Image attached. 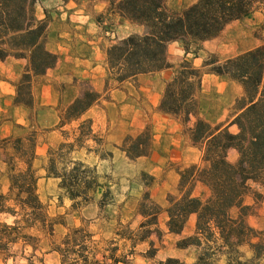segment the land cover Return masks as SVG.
<instances>
[{"label":"trees","instance_id":"16d2710c","mask_svg":"<svg viewBox=\"0 0 264 264\" xmlns=\"http://www.w3.org/2000/svg\"><path fill=\"white\" fill-rule=\"evenodd\" d=\"M37 2L0 0V60L13 56L26 61L15 84L13 99L15 105L26 108L33 107L35 102L31 91L33 79L54 68L58 59L45 48L47 22L36 17ZM166 2L109 1L111 10L121 19L141 26L142 32L130 34L107 49V88H119L139 75L165 69L171 43L195 44L196 51H199L203 42L217 37L231 22L264 9V0H195L180 12H173L167 8ZM204 74L228 79L242 89L234 102L235 114L228 126L212 125L200 116ZM99 98L98 92L86 88L59 110V128L75 122L77 125L71 133L63 131V141L49 151L47 177L59 179V188L71 201L79 199L75 205L80 207L90 204L101 188L94 168L73 157L84 150L86 154L94 153L102 158L98 150L86 145L87 141L101 145L103 139L93 132L92 120L84 119V114ZM158 109L180 122L183 132H187L191 143L201 153L200 163L178 170L177 194H166L164 208L146 191L137 207L142 218L137 230L132 231L118 223L121 230L116 236L127 242L133 251L138 243L147 241L153 234L161 238L158 216L162 211L167 216V232L176 235L194 215V233L181 242L182 246L200 249L192 264H215L218 254L225 256V264H261L264 234L248 224L247 218L253 211L243 199L250 191L249 183L256 184L263 191V194L255 195L257 199L264 197V46L227 59L208 53L201 68L183 60L165 83ZM229 126H234L236 132L232 133ZM151 141L152 133L146 127L135 136L127 135L118 149L129 160H135L150 154ZM10 147L12 152L7 158L9 189L6 195L0 194V216L10 220L9 223L0 222L2 264H7V260L15 258L18 253L26 258L22 254L27 247L31 248L29 260L39 249L37 233L51 235L54 226L37 195V177L32 164L36 152L35 135L31 132L25 139L15 138ZM231 149L237 153L234 163L227 157ZM16 162H20L23 168L17 169ZM195 183L208 190L206 199L193 194ZM106 195L107 190L102 193L101 200ZM233 210L236 214L232 213ZM83 234L84 229H73L54 249L61 257V264H68L70 257L79 253L82 255L73 258V264H99L95 259L89 260L85 243L90 241L91 235L86 234L88 240H85ZM15 247L18 250H14ZM116 251L117 247H108V254L103 258L109 264H130L127 255L118 256ZM246 252L251 256L246 257ZM153 264L187 263L166 258Z\"/></svg>","mask_w":264,"mask_h":264},{"label":"rangeland","instance_id":"374dc122","mask_svg":"<svg viewBox=\"0 0 264 264\" xmlns=\"http://www.w3.org/2000/svg\"><path fill=\"white\" fill-rule=\"evenodd\" d=\"M109 1L38 0L35 6L36 17L47 22V31L51 21L55 19L58 32L72 31L81 34L80 37L79 35L76 36V39L81 41L78 46L82 45L81 38H85V35L94 37V44H89L90 46H98V49L94 51L91 49L90 52L89 49L90 54L93 53L94 56V60H91L94 63L92 68L97 66L91 73V78L78 77V79H72L68 77L65 79L66 82H58L51 72H49V75L52 76H46V71L43 76L33 79L32 93L36 87L43 84L47 79L51 80V84L59 95V103L55 106L56 110L54 108L49 110L46 107H39L33 94L35 102L33 107L27 108L29 111L28 121L24 124L16 123L10 104H13L15 84L25 69L26 61L13 56L0 60V194L6 195L9 189L7 158L9 153L12 152L10 142L15 138L25 139L32 132L36 138L35 159L32 164L37 177V195L45 206L48 218L54 224L51 235L47 232L37 233L39 249L33 257L27 259L31 252V248L27 247L22 254L26 258H22L18 253L15 258L8 259L7 264H61V257L54 249L61 245L64 237L75 228L84 229L83 238L85 240H88L86 234L91 235L90 241L85 243L88 246L86 252L89 260L95 259L99 264H109L103 258L104 255L108 254V247H117L116 255H127L130 264H153L155 261L166 258H177L187 264H192L200 252V249L196 246L185 247L181 245L182 240L194 233V216L187 219L180 234L166 235L159 228L161 231L160 239L153 234L147 241L138 243L133 251H130L127 242L125 243L124 240L116 236L119 229L121 230L118 223L128 226L132 231L137 230L139 223L142 221L137 212V207L146 191L150 193L155 203L164 208L166 206V194L176 195L178 186L153 185L152 177L141 170L139 162L132 163L133 161H130L120 152L118 148L122 143L114 145L103 141L101 145L96 146L92 141H87V146L98 150L103 159L101 161L93 158L92 155L85 156L84 150L73 156L89 167L94 168V175L97 176V182L101 185V188L94 195L93 201L86 206L75 205L79 199L71 201L64 191L59 188L60 180L47 177L49 151L57 148L58 141H63V131L71 133L77 125L76 122L65 125L63 128H59L58 124L51 125V122L57 121V118L54 119V114L56 117V111L59 113V110L79 96V92L81 93L86 88L96 89L100 78L103 81V89L100 92L98 106L95 107V110L98 112L97 117L100 119V124L106 125V129L103 128V131H107L115 121L117 123V119L120 117V113L116 117L108 110L105 116L103 109H99V106L103 107L105 102L111 100L110 89L112 88L106 86V52L111 45L124 40V38L118 39L117 33L120 36L127 33L134 34L130 28L134 26H128L124 23L126 20L121 19L109 8ZM194 1L167 0L166 6L170 11L180 12ZM75 26L78 27L75 28ZM79 26H82V28H79ZM85 30L88 32H85ZM260 46H264V9L257 10L239 21L231 22L217 37L210 39L206 46H201L199 51H196L195 44L172 43L167 51V67L162 72L166 77L171 75L183 60L190 61L196 68H201L208 53H214L220 59H225L228 56ZM151 77H154V74L145 77L142 83L134 79L121 87L122 91L128 93L126 99L128 103L141 106L148 113H151V104L146 96L141 95L139 89H143L144 86L153 88L155 81L149 80ZM158 78L163 79L161 72L157 74L156 79ZM110 85L114 87L113 82H110ZM241 93L242 89L237 83L215 75L204 74L202 77L203 99L201 101L200 116L212 125L228 126L235 114L234 102ZM113 111L115 114L117 110ZM38 114L40 115L39 118H37ZM86 118L87 116H84V119ZM192 123L193 120L189 126ZM146 127L152 133L151 126L147 125ZM121 128L125 129V126H121ZM229 130L232 133L236 132L234 126H229ZM53 131L54 133H52ZM103 133L97 134L103 136ZM134 133L132 136H135ZM184 134L187 138V132ZM7 140H10V142H7ZM108 153H111V156ZM227 157L230 162H236V151L229 150ZM170 166L178 173L179 169H184L189 165L170 164ZM59 167L61 168V165ZM68 167L70 168V165ZM16 168L22 169L23 165L16 162ZM194 185L193 194L203 200L206 199L209 195L208 190L202 185H197V183ZM249 185L251 188L244 197L243 203L251 206L253 212L247 218V222L251 227L264 234V197L257 199L255 196L257 193L263 194V191L254 183H249ZM106 190L108 195L101 200L102 193ZM232 213L236 214V210H233ZM4 217V215L0 216V222L9 223L10 220H6ZM165 221H167L166 217ZM14 250H18V247H15ZM241 251H245V249ZM78 255H82V253L71 256L68 264H73L72 259ZM245 255L246 257L251 256L249 252H246ZM0 264H2L1 259ZM215 264H225V256L218 254L215 257ZM261 264H264V256L261 259Z\"/></svg>","mask_w":264,"mask_h":264},{"label":"crops","instance_id":"0c3cea01","mask_svg":"<svg viewBox=\"0 0 264 264\" xmlns=\"http://www.w3.org/2000/svg\"><path fill=\"white\" fill-rule=\"evenodd\" d=\"M54 20L55 19H53L48 26L49 28L45 40V47L48 51L57 55L58 59L55 67L47 70L46 76L53 75L55 80L58 82H64L68 77L72 79H78V77L85 79L91 78V73L97 67L94 66L92 68V65L94 63L91 60H94V56L93 53L90 54V52L91 49H93V51L95 49H98V46L96 47L93 45H89L92 43L94 44V37L85 35L84 38L81 36L82 45L78 46V43H80L81 41H78L76 39V36L79 35L80 37L81 34H77V32L75 33L72 31L62 33L58 32L56 29V22ZM124 23L128 24V26H134L130 27L132 32H141V26L129 23L128 21H124ZM77 27L78 26H75V28ZM79 28H82V26H79ZM85 32L88 31L85 30ZM129 35L130 33L120 36V34L117 33V38L125 39ZM208 42L209 40L203 42L201 46H206ZM238 54L240 53H237L233 56H236ZM233 56H228L225 59L231 58ZM162 71H160L161 75L163 76L162 80H160L159 78L156 79L159 72L143 74L135 78L137 82L142 83L145 80V77L154 74V77H151L149 79L152 82L155 81V83L153 84V88H150L151 86H144L143 89H139L141 95L146 96L148 102L151 104V113L146 112L141 106H135V104L128 103L126 101L128 93L121 90V87L125 83H127L125 82L119 88L114 87L110 89L111 100L109 102H105L103 107L99 106V109H103V113L105 116L107 114V110L110 111V113H113V116L116 115V117L117 114L120 113V117L119 119H117V123L116 121H113L114 124H111L107 131H103V128L106 129V125L100 124V119L97 117L98 112L95 110V107L98 106V102L95 103L84 114V116H87V118L92 120V129L94 133L97 134L104 132L103 136H101L103 138V141L114 145H119L120 143H122L124 138L127 135L132 136L133 132H135L134 135L139 134L147 125H150L152 129L151 154L130 161H133L132 163L139 162L141 170L152 177L154 181L153 185H178L179 175L177 171L170 166V164L181 166L199 164L201 155L199 149L193 146V144L191 143L190 138L188 136L187 138L185 137L186 135L183 133V127L180 122L172 116L162 113L158 109L165 83L171 78L173 74L172 73L171 75L166 77V75L164 76V72ZM49 72H51L52 75H49ZM102 87L103 81L99 78L97 87L93 90L100 94L103 89ZM33 94L39 107H46L47 109L52 110L53 108L55 109V106L59 103V95L57 94V91H55L53 85L51 84V80L49 79H47L40 86L36 87L33 91ZM10 107L13 110L16 123L24 124L28 121L29 111L26 107L22 105H15L14 103H11ZM115 109L117 111H115L114 114L113 110ZM39 117L40 115L38 114L37 118ZM55 118H57V121H53V123L51 122V125L58 124L59 119L57 111L56 117L54 114V119ZM121 126H125V129H122ZM132 128H134V130H132ZM52 133H54V131ZM60 142L61 140L58 141V144ZM121 153L125 156L123 152ZM84 155H92L94 156L93 158L100 159V161L103 160L94 153ZM197 185L202 184L197 183ZM192 216L194 215H191L190 217ZM165 217L167 220V216L164 211H162L158 216V226L160 230L165 232L166 235H176L167 232Z\"/></svg>","mask_w":264,"mask_h":264}]
</instances>
